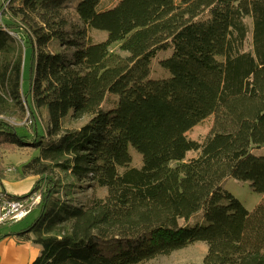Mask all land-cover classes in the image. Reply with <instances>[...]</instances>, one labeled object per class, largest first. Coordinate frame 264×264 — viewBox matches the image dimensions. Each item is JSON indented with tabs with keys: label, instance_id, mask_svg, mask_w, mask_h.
Wrapping results in <instances>:
<instances>
[{
	"label": "trees",
	"instance_id": "trees-1",
	"mask_svg": "<svg viewBox=\"0 0 264 264\" xmlns=\"http://www.w3.org/2000/svg\"><path fill=\"white\" fill-rule=\"evenodd\" d=\"M15 1L0 6V151L37 152L22 166L31 188L8 198L41 200L27 226L0 227V241L38 245L31 264H143L198 242L203 264H264V155L253 153L264 148V0H119L107 10L101 0ZM168 49L159 65L169 77L151 79ZM42 112V130L17 132L15 120L37 126ZM209 116L204 141L189 139ZM55 172L75 181L63 197ZM5 173L0 163V192ZM228 179L248 182L261 203L247 211L223 189ZM74 188L106 195L77 202Z\"/></svg>",
	"mask_w": 264,
	"mask_h": 264
},
{
	"label": "rangeland",
	"instance_id": "rangeland-1",
	"mask_svg": "<svg viewBox=\"0 0 264 264\" xmlns=\"http://www.w3.org/2000/svg\"><path fill=\"white\" fill-rule=\"evenodd\" d=\"M80 0H73L74 4L78 3ZM119 0H101L100 9L107 10L116 5ZM178 1V0H175ZM17 0L13 3L17 4ZM9 2L7 0H0V6L5 8ZM3 22L6 20L3 18ZM249 27L251 26V20H246ZM22 34L18 32L17 37H21ZM90 36L94 42L102 41L105 39V32L101 31H91ZM250 41V36L248 37V42ZM113 52H118V46H112ZM172 53L171 49L166 51L159 52L157 57L151 62V74L150 78L153 80L166 79L169 77V73L167 70L163 69L159 65V61L168 58ZM26 87V82H24V88ZM113 97H107L105 102L102 105V109L106 110L110 108L114 102ZM28 114L26 115V117ZM45 113L42 112L40 121L36 126L32 118H25L24 121H19L18 119L14 121V124L17 126V132L30 135L32 133V128L34 127L38 131L42 130V124L45 121ZM213 116H209L208 118L201 121L199 124L194 126L188 133L187 137L191 140L202 143L207 135L210 134V131L213 126ZM87 117H83L78 120H65L63 124V128L65 129H75L81 127L83 124L87 122ZM41 122V123H40ZM253 153L257 156L264 155V148L259 150H254ZM130 154L132 158V167H140L141 166V156L132 148H130ZM37 152L29 147L23 148H12L0 151V163L2 167L5 168V180L6 181H24L25 179L29 180L27 183L31 184L33 181L32 176L22 174V166L27 163L32 157L36 156ZM197 155L196 152H189L186 154V159L193 158ZM55 176L59 179L60 184L62 186L60 196L63 197L65 189L63 187H67L69 184L74 183V179L69 175H66L62 172H55ZM22 191L27 189L26 186H19ZM223 189L228 193L232 194L242 205L243 207L251 212L255 209V207L261 203L262 196L251 191L248 182H241L234 179H228L225 181L223 185ZM72 194L70 195V200L77 202H84L89 200L90 198H104L106 195V189L101 188H93V189H71ZM38 214L37 208L34 209L30 215H28L22 222L12 225L11 227L16 230L27 226ZM198 219H201V215H199ZM191 224H194L192 222ZM4 229L2 228V232ZM207 251V247L203 243H195L183 250L172 253L167 257H158L153 260H150L143 264H203V257Z\"/></svg>",
	"mask_w": 264,
	"mask_h": 264
},
{
	"label": "crops",
	"instance_id": "crops-1",
	"mask_svg": "<svg viewBox=\"0 0 264 264\" xmlns=\"http://www.w3.org/2000/svg\"><path fill=\"white\" fill-rule=\"evenodd\" d=\"M31 184L27 182L29 178L24 181H6L2 182V189L7 193L13 195L24 194L29 191L34 182V177ZM26 186L27 189L22 191L19 186ZM3 232H15L11 226L3 227ZM40 247L33 244L31 241H18L14 236H9L0 241V264H31L33 260L39 255Z\"/></svg>",
	"mask_w": 264,
	"mask_h": 264
},
{
	"label": "built area",
	"instance_id": "built-area-1",
	"mask_svg": "<svg viewBox=\"0 0 264 264\" xmlns=\"http://www.w3.org/2000/svg\"><path fill=\"white\" fill-rule=\"evenodd\" d=\"M40 200V191L19 199H9L6 191L0 192V227L12 226L22 222L37 208Z\"/></svg>",
	"mask_w": 264,
	"mask_h": 264
}]
</instances>
